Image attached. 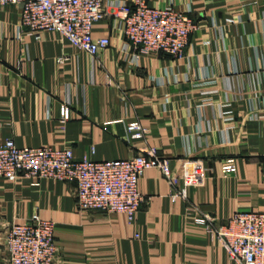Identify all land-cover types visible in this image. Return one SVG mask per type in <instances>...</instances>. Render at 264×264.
I'll use <instances>...</instances> for the list:
<instances>
[{"label": "crops", "instance_id": "obj_1", "mask_svg": "<svg viewBox=\"0 0 264 264\" xmlns=\"http://www.w3.org/2000/svg\"><path fill=\"white\" fill-rule=\"evenodd\" d=\"M148 3L197 23L184 57L134 60L111 7L94 27L111 45L96 57L23 28L21 6L0 9V144L69 148L93 161L153 147L173 170L172 179L145 173L134 222L81 211L75 183L0 177V264L10 227L36 214L56 224L55 264H236L201 220L264 212V0ZM136 121L147 130L141 139L128 133Z\"/></svg>", "mask_w": 264, "mask_h": 264}, {"label": "built area", "instance_id": "obj_2", "mask_svg": "<svg viewBox=\"0 0 264 264\" xmlns=\"http://www.w3.org/2000/svg\"><path fill=\"white\" fill-rule=\"evenodd\" d=\"M21 6V25L40 36L55 32L73 47L99 56L111 45L108 37L96 38L95 25L105 19L107 8L117 9L126 39L125 49L134 60L152 53L174 58L185 56L197 23L191 15L172 7L159 8L148 0H0V9ZM64 118H70L69 108ZM132 139L143 138L147 130L138 121L128 125ZM160 169L168 179L173 170L170 160L156 148L142 150L130 159L93 161L76 159L72 149L51 146L19 147L14 140L0 144V177L16 181L25 176L38 180H58L76 184L81 211L117 213L134 222L146 201L140 182L151 169ZM225 171H235L230 162ZM185 197L183 193L176 194ZM208 224L236 264H264V212H237L226 224L206 215ZM54 221L36 214L27 222L14 223L8 232L6 264H55L58 244Z\"/></svg>", "mask_w": 264, "mask_h": 264}]
</instances>
